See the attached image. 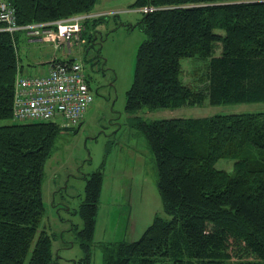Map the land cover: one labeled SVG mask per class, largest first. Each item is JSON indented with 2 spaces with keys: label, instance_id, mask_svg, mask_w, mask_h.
I'll return each mask as SVG.
<instances>
[{
  "label": "trees",
  "instance_id": "trees-1",
  "mask_svg": "<svg viewBox=\"0 0 264 264\" xmlns=\"http://www.w3.org/2000/svg\"><path fill=\"white\" fill-rule=\"evenodd\" d=\"M8 1L20 24L94 12L97 3ZM136 5L155 9L139 22L146 37L128 111L264 102V0ZM18 61L13 36L0 31V264H59L56 235L42 223L45 166L61 124L14 119ZM138 129L154 155L168 216L156 214L136 240L103 244L104 264H264V111L138 121ZM222 159L234 161L232 170L216 167ZM102 185L101 169L87 176L77 210L88 252L81 264H89Z\"/></svg>",
  "mask_w": 264,
  "mask_h": 264
},
{
  "label": "rangeland",
  "instance_id": "rangeland-1",
  "mask_svg": "<svg viewBox=\"0 0 264 264\" xmlns=\"http://www.w3.org/2000/svg\"><path fill=\"white\" fill-rule=\"evenodd\" d=\"M136 2L97 0L93 11H99L98 22L89 20L82 43L70 53L85 64L94 100L82 122L61 124L56 150L45 166L46 214L42 226L56 235L53 245L61 256L59 264H81L80 259L88 254L79 242L77 230L83 222L77 210L87 176L96 170L103 171V185L89 264H104L103 244L136 240L156 214L168 216L157 187L154 155L138 129V121L264 111V102H205L174 109L128 111L127 91L134 80L138 49L146 37L139 25L143 12ZM42 44V48L27 49L18 41L23 74H33L37 70L34 59L47 60V53L55 50L46 40ZM233 164V160L222 159L216 167L230 171ZM161 264H172V260Z\"/></svg>",
  "mask_w": 264,
  "mask_h": 264
},
{
  "label": "built area",
  "instance_id": "built-area-1",
  "mask_svg": "<svg viewBox=\"0 0 264 264\" xmlns=\"http://www.w3.org/2000/svg\"><path fill=\"white\" fill-rule=\"evenodd\" d=\"M154 9L151 5L139 8L143 13ZM96 16H100L99 13L86 12L48 22L20 24L16 7L8 0H0V31L13 36L19 59L12 107L15 120L55 121L68 125L84 119L94 94L83 61L54 55L38 64L33 74H23L15 37L23 32L30 39L50 41L55 48H64L66 55H70L83 41L86 21Z\"/></svg>",
  "mask_w": 264,
  "mask_h": 264
},
{
  "label": "crops",
  "instance_id": "crops-1",
  "mask_svg": "<svg viewBox=\"0 0 264 264\" xmlns=\"http://www.w3.org/2000/svg\"><path fill=\"white\" fill-rule=\"evenodd\" d=\"M95 12H98L99 13V11H95ZM18 41L19 42H22L25 45V48H27V49L28 48H37V49L38 48H42L43 47V44L42 43L44 42L43 39H30V38L26 37L25 34H22V33H19V35H18ZM46 42L49 45L52 44L50 41H47L46 40ZM54 55L60 56L61 58H65V57H70L71 58L70 55H66V52H65V49L64 48H55L54 51H49L47 53V60H43L42 58H40V59H42V61L45 62V61H48L49 59H51V57L54 56ZM39 56H41V55H39ZM40 59H37V58L34 59L35 60L34 61V64L36 63L38 65V64L43 63L42 61H39Z\"/></svg>",
  "mask_w": 264,
  "mask_h": 264
}]
</instances>
